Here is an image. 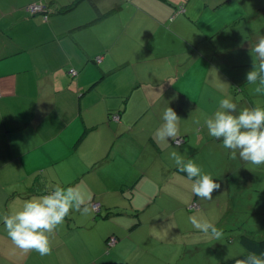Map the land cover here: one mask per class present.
Returning a JSON list of instances; mask_svg holds the SVG:
<instances>
[{
  "label": "crops",
  "instance_id": "1",
  "mask_svg": "<svg viewBox=\"0 0 264 264\" xmlns=\"http://www.w3.org/2000/svg\"><path fill=\"white\" fill-rule=\"evenodd\" d=\"M33 1L48 6L47 16L26 10ZM258 35L264 0H0V217L57 186L78 185L105 213L128 200L130 216H147L135 228L133 218L118 217L117 231H157L156 194L164 192L155 185L190 182L170 155L155 153L172 141L155 136L168 107L180 117L177 135L186 137L169 153L174 147L205 170L212 156L242 180L264 176V164L238 153L232 159L205 124L229 95L237 112L264 106L246 79ZM83 215L70 212L45 256L18 248L0 220V264L120 262L134 243L159 257L157 243L131 244L128 235L107 252L108 221L91 210ZM144 255L134 264L147 263Z\"/></svg>",
  "mask_w": 264,
  "mask_h": 264
},
{
  "label": "clouds",
  "instance_id": "2",
  "mask_svg": "<svg viewBox=\"0 0 264 264\" xmlns=\"http://www.w3.org/2000/svg\"><path fill=\"white\" fill-rule=\"evenodd\" d=\"M253 70L246 75L248 84L255 85L254 94L264 96V35H258L253 47ZM213 79L217 77L211 72ZM238 109V103L232 96L219 101V108L214 115L206 118L205 124L209 135L222 140L223 147L231 150L232 159L239 158L252 165L264 164V106L257 101L254 107ZM180 117L176 111L168 107L162 114L163 123L155 136L159 141L169 139L176 142ZM199 123V121H197ZM180 172H186L191 183V192L201 200H212L214 191L221 188L210 175L203 174L201 168L192 160L185 161L176 151L170 153ZM91 210L86 193L80 186L63 188L55 187L47 195L26 200L22 208L10 215H3L0 220L7 230L8 236L15 245L25 252L36 251L41 256L52 252V237L56 229L62 225L71 211L88 214ZM192 226L205 236L219 241L223 236L210 220L200 215L189 217ZM235 264H264V255L248 253L244 259Z\"/></svg>",
  "mask_w": 264,
  "mask_h": 264
},
{
  "label": "rangeland",
  "instance_id": "3",
  "mask_svg": "<svg viewBox=\"0 0 264 264\" xmlns=\"http://www.w3.org/2000/svg\"><path fill=\"white\" fill-rule=\"evenodd\" d=\"M254 88L251 87L250 90L253 91ZM105 155L104 153V157ZM196 165L201 168L203 174H208L212 178L219 177V180L215 181L220 183L221 188L214 191L213 199L209 201L195 197L191 192V184L186 188L182 184L170 181L156 184L155 190L164 192L156 194L157 205L161 210L160 225L157 231L150 233L145 230L133 236L132 239L135 240L130 242L133 244L136 240H145L161 246L158 258L145 253L144 258L148 259L145 264H226L232 257L247 253L240 243L242 235L249 234L257 238L264 236V176L259 175L260 178L248 181L231 176L233 170L227 174L224 165L216 162L206 170L198 160ZM1 190L0 188V197ZM128 208L131 206L127 200V207L120 210L130 214ZM227 208H231L232 211L229 210L227 216L222 217ZM91 212L98 221L105 218V213L96 215L92 206ZM88 214L83 215L82 221L87 219ZM125 215L126 213L115 216V219L122 217V223L124 218L128 219ZM193 215H202L218 229H222V238L217 241L196 230L189 220ZM107 224L108 222L106 227ZM114 228L116 229V226Z\"/></svg>",
  "mask_w": 264,
  "mask_h": 264
},
{
  "label": "trees",
  "instance_id": "4",
  "mask_svg": "<svg viewBox=\"0 0 264 264\" xmlns=\"http://www.w3.org/2000/svg\"><path fill=\"white\" fill-rule=\"evenodd\" d=\"M35 6H37V7L41 6V8L37 9V8H35ZM182 6L183 5H179L180 8ZM26 10L32 14L43 13L44 16H47L50 9L43 2L33 1L26 6ZM0 94H1V92H0ZM1 97H2V94H1L0 98ZM113 119H116L117 121H119V119H120L119 113H111L110 114V120L114 121ZM185 141H186L185 136L177 135V141L176 142L169 141V145H167L166 147H164L162 145H160L159 147H156L157 150H155V153L161 155L160 156L161 158L166 159L167 155H170V153H169V148H171L170 146H173V145L178 144L180 142L182 144ZM181 144H178V145H181ZM173 151H175L174 147H173ZM204 162L207 164V168L209 169L217 161L214 160L211 156V158L209 157L207 159V161H203L202 163H204ZM180 173L187 177L186 172H180ZM213 179L219 180V177L216 176V177H213ZM191 183H192V181H190L187 185H189ZM187 185H186V187H187ZM227 194L228 193L226 192V196L229 195V194L228 195ZM96 203L100 204L99 210H96L94 207V204H96ZM90 205L92 206V209L94 210L96 215H99L100 213H105V209L103 207V204L100 201L92 200V201H90ZM124 213H126L125 216L129 217L130 219L131 218L134 219L133 223L131 224L132 228L137 227V225L139 223H143V220L147 218V216H141L140 214H138V215L135 214L133 216H130L129 213L122 212L121 210H112V211H108L107 213H105L104 216L106 218H104V220L107 221L106 219H108V218L109 219H108V224H107L108 225V232L103 236L104 237L103 243L105 244V248L103 247V249H106L107 252H109V250L113 249V247L119 242V239L125 238L128 235L126 237V239H124V240L133 241L135 239H132V237L137 236L141 233V231H139L138 233H133V231H132V233H130V230H133V229H129V231L127 229L126 231H124L122 233L121 230L117 231V229L114 228L115 226L117 228V225L119 224V220L117 219V217L115 219V216L122 215ZM114 229H115V232H113ZM135 242H144V240H136ZM240 243L245 247V249L247 250V253L232 257L231 259H229L226 262V264H235L236 260L244 259L248 255V253H256L257 255H264V236L257 238V237L251 236L249 234H244L241 236ZM115 249H118V248H115ZM101 251H103V250H101ZM128 252L130 253L129 254L130 257H128L126 260H121L120 262L113 261L112 263L109 261H104L102 264H134L136 262V260L139 258V256H142L145 254V252H146L145 243H134V247L131 248V251L128 250Z\"/></svg>",
  "mask_w": 264,
  "mask_h": 264
},
{
  "label": "built area",
  "instance_id": "5",
  "mask_svg": "<svg viewBox=\"0 0 264 264\" xmlns=\"http://www.w3.org/2000/svg\"><path fill=\"white\" fill-rule=\"evenodd\" d=\"M35 8L39 9V8H41V6H39V7L35 6ZM0 96H1V94H0ZM94 207H95L96 210H99L100 209V204L96 203V204H94Z\"/></svg>",
  "mask_w": 264,
  "mask_h": 264
}]
</instances>
